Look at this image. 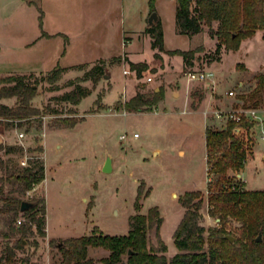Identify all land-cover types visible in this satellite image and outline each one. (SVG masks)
<instances>
[{"label": "rangeland", "instance_id": "rangeland-1", "mask_svg": "<svg viewBox=\"0 0 264 264\" xmlns=\"http://www.w3.org/2000/svg\"><path fill=\"white\" fill-rule=\"evenodd\" d=\"M153 5L164 50L199 48L192 65L165 51L161 60H154L156 50L137 36L127 43L136 31L146 28L144 13L150 11L149 0H0V78L33 74L27 78L36 88L30 103L41 112V117L20 128L27 133L21 140L15 129L2 127L4 146L19 144L23 151H0L6 164V170L0 167V175H9L31 158L43 161L41 184L24 191L23 183L12 179L5 184V194L28 201L43 198L46 211L45 236L38 234L30 216L21 212L12 225L25 223L30 229L24 235L12 234L0 214V230L9 232L7 237L0 235L2 262L5 245L12 246L22 238V246L15 248L16 264H61L60 247L65 239L94 232L126 234L129 217L146 214L154 206L163 219L160 235L170 258L178 251L173 232L185 211L180 197L191 190L202 193L199 222L205 228L207 249L208 229L221 227L219 218L208 214V196L219 184L264 189V141L256 131L250 142L254 155L243 168H231L223 176L210 168L205 145V127L220 128L232 112L245 115L246 110L255 109L264 118V101L258 105L246 101L257 84L256 76L264 72L263 30L242 39L237 50L223 45L216 52L217 38L210 32L216 30L217 21L203 24L200 32L188 36L177 30L176 0H154ZM57 32L61 34L45 35ZM127 51L135 63L146 64L140 77L128 61L122 62ZM95 64L102 65L97 79L94 74L85 75ZM56 66L66 69L48 81V72ZM203 68L215 72L214 88L187 82L188 69ZM76 83L89 94L76 105L60 100ZM168 88L176 93L164 101ZM137 91L150 97L152 92L160 93L162 99L144 111L125 110L123 103ZM2 101L13 105L15 98ZM47 105L49 111H56L46 112ZM107 155L112 157L110 171L102 169ZM216 180L209 191L208 184ZM139 186L144 195L136 210ZM239 225L229 218L223 227L235 240ZM147 236L156 244L154 227ZM108 255L102 247H88L87 256L95 264ZM122 259L126 260L125 254Z\"/></svg>", "mask_w": 264, "mask_h": 264}, {"label": "trees", "instance_id": "trees-1", "mask_svg": "<svg viewBox=\"0 0 264 264\" xmlns=\"http://www.w3.org/2000/svg\"><path fill=\"white\" fill-rule=\"evenodd\" d=\"M154 0H149L150 12L154 10ZM177 30L181 34L191 36L202 30L203 24L210 26L217 21L216 30L211 31L216 36V52L225 48L237 50L240 41L251 37L255 30H263L264 41V0H176L175 9ZM145 33L151 37V48L154 60H161L163 46V32L160 19L150 26H146ZM198 49H171L165 51L170 55H180L185 65H192L194 54ZM119 59V57H114ZM127 59V58H125ZM131 70H135L138 77L147 67L128 60ZM80 66V65H78ZM77 66V67H78ZM66 68L56 66L48 72V81L56 79L57 75ZM102 73V65L95 64L85 72V75L94 74L96 79ZM28 76L33 74L8 75L0 78V130L3 126L21 128L31 122L32 118L41 117L38 108L31 105L36 88L33 83H28ZM257 84L246 97V101L258 105L264 101V72L256 76ZM89 94V90L79 83L64 92L60 100L78 104ZM15 98L13 105L3 102L6 98ZM162 99V94L152 92L148 94L137 91L131 98L123 103L127 111H144L157 104ZM252 101V102H251ZM46 112L56 111L48 110ZM40 122V118H39ZM256 131L255 123L247 116L240 121L228 119L220 128L205 127L206 152L214 173L225 175L229 169L239 170L244 167L248 158L253 156L251 136ZM22 152L19 144L4 146L0 141V151ZM214 155L216 156L214 159ZM0 167L6 170L3 158H0ZM45 178L44 163L39 158L27 160L25 166L10 173L0 175V214L4 225H8L12 234H25L30 227L22 223L12 225L20 214L22 198L6 196L5 184L12 179L23 183V190L29 191L41 184ZM215 184H208L212 190ZM142 194L141 187L137 189L134 207L140 208L139 200ZM146 195V194H145ZM33 207L22 215H29V220L36 225L38 234L45 236V201L43 198L34 197ZM180 203L185 208L183 216L173 232V243L177 252L170 258L167 257V245L160 235L162 217L156 206L148 209L146 214H134L129 217L130 228L123 235L98 234L69 237L60 247L62 252L61 264H95V260L87 256L88 247H102L109 251V255L99 260L100 264H264V189L245 190L234 183L219 184V189L208 196V214L219 218L220 228H210L205 248V228L200 224V208L203 203L202 193L197 190L186 191L180 197ZM38 214H40L38 216ZM239 222V237L230 241L223 224L229 219ZM154 227L156 244L148 241V230ZM259 232L262 234L260 241L256 240ZM0 235L7 237L9 232L1 231ZM22 246V238H18L10 246L5 245V257L0 264H16L15 248ZM126 255V260L122 259Z\"/></svg>", "mask_w": 264, "mask_h": 264}, {"label": "built area", "instance_id": "built-area-1", "mask_svg": "<svg viewBox=\"0 0 264 264\" xmlns=\"http://www.w3.org/2000/svg\"><path fill=\"white\" fill-rule=\"evenodd\" d=\"M185 75H186L188 83L196 82L200 87H204V88H209V87L214 88L215 87V83H216L215 72L212 69H209V68L188 69L186 71ZM147 80L150 81L151 77H148ZM229 94L232 95L233 91H230ZM217 116L221 117V115L219 113H217ZM243 116H247L251 120L254 121L255 129H256V132H257V137L260 140L264 141V118L262 117L261 114L258 113L257 110H255V109L246 110V114L245 115H243V114H241L239 112H232V113L229 114V116H227V120L228 119H232L234 121H240ZM225 118H226V116H225ZM11 128L15 129V135H16L17 139L21 140L24 137H26L27 133L25 131L21 130L18 127H11ZM42 135L45 136V133H42ZM133 136L137 137L138 134L134 133ZM121 137L122 138H126L127 135L126 134H122ZM0 141L3 144L5 143L4 136L1 133V130H0ZM24 162H25V160L22 163H24ZM211 167L212 166H210V168Z\"/></svg>", "mask_w": 264, "mask_h": 264}, {"label": "crops", "instance_id": "crops-1", "mask_svg": "<svg viewBox=\"0 0 264 264\" xmlns=\"http://www.w3.org/2000/svg\"><path fill=\"white\" fill-rule=\"evenodd\" d=\"M148 14H149V9L148 10H146L145 11V13H144V18H145V20L147 19V16H148ZM145 28V27H144ZM144 28L143 29H141V30H139V31H136V34H135V38L133 37L132 39H127V43H130V42H132V40H134V39H136L137 37H138V39L139 40H141V41H146L147 42V44H150V46H151V37L147 34V33H145L144 32ZM59 34H61L60 32L58 33H55V34H49V33H46L45 35H47V36H51V35H59ZM41 36H44V34L42 33L41 34ZM137 36V37H136ZM67 39V41H68V38H66ZM126 43V44H127ZM125 44V45H126ZM154 50V49H153ZM155 52V51H154ZM130 52H125L124 53V59L122 60V62H127V59L128 60H130V61H132V62H135V61H133L131 58H130ZM115 56H118V55H113L112 57H115ZM125 58H127V59H125ZM75 65H71L70 67H74ZM151 81V80H150ZM240 85H241V83H240ZM168 92L170 93V95H168ZM175 90H172V88H168V90H165L164 91V101H166L167 100V98H169V97H172L173 95H175ZM186 99H187V101H188V96H186ZM254 151L255 150H253V155H254ZM155 152V151H154ZM262 156H264V154H262ZM111 169H112V161H111ZM240 176L242 177V173H240ZM243 178V177H242ZM244 179V178H243ZM244 181H245V179H244ZM47 231V230H46ZM177 249V248H176ZM167 253V252H166ZM173 255V254H172Z\"/></svg>", "mask_w": 264, "mask_h": 264}, {"label": "water", "instance_id": "water-1", "mask_svg": "<svg viewBox=\"0 0 264 264\" xmlns=\"http://www.w3.org/2000/svg\"><path fill=\"white\" fill-rule=\"evenodd\" d=\"M159 19L158 14L155 11L150 12V14L148 15L147 18V26L152 25L153 23L157 22V20ZM109 74H106L105 77H108ZM111 161H112V157H110L109 155H107L106 160L103 164V170L104 171H110L111 170ZM34 202L32 201H28V200H22L20 203V212H25L27 210H29L31 207H33ZM226 238H228L230 241L234 240V237L232 235L226 234L225 235ZM262 239V234L261 232H259L258 236L256 237L257 241H260ZM61 245V244H59Z\"/></svg>", "mask_w": 264, "mask_h": 264}]
</instances>
